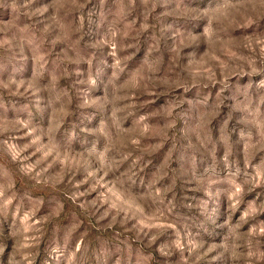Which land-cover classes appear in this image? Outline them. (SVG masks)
<instances>
[{
  "label": "rangeland",
  "instance_id": "374dc122",
  "mask_svg": "<svg viewBox=\"0 0 264 264\" xmlns=\"http://www.w3.org/2000/svg\"><path fill=\"white\" fill-rule=\"evenodd\" d=\"M0 264H264V0H0Z\"/></svg>",
  "mask_w": 264,
  "mask_h": 264
}]
</instances>
